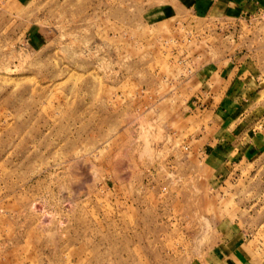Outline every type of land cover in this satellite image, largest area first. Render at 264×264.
<instances>
[{"label": "rangeland", "instance_id": "rangeland-1", "mask_svg": "<svg viewBox=\"0 0 264 264\" xmlns=\"http://www.w3.org/2000/svg\"><path fill=\"white\" fill-rule=\"evenodd\" d=\"M186 3L0 0V264L264 247V1L231 19ZM232 81L249 92L225 125ZM238 127L243 153H215Z\"/></svg>", "mask_w": 264, "mask_h": 264}, {"label": "crops", "instance_id": "crops-1", "mask_svg": "<svg viewBox=\"0 0 264 264\" xmlns=\"http://www.w3.org/2000/svg\"><path fill=\"white\" fill-rule=\"evenodd\" d=\"M192 5L186 3V8L196 7L198 0H191ZM209 6V11L215 10L217 15L225 18H232L236 16L238 18L254 16V12H261L259 6L264 0H206ZM189 4L191 2H188ZM179 4V3H178ZM181 4V3H180ZM257 6V8L255 7ZM168 13H172L175 7L169 6L163 9ZM255 10V11H254ZM217 72V70L215 71ZM211 73V72H210ZM212 76V75H211ZM210 76V77H211ZM226 82V81H225ZM229 88L225 90L224 96L218 102V111H221V117L223 123L228 125L232 120H238L242 113L240 111L239 104L244 102V94L249 92V88L241 84V82H230ZM215 105V104H214ZM233 105V106H231ZM235 106V107H234ZM243 118L240 120L242 121ZM222 137L226 140L220 139L217 145H215V153L233 155L243 153V149L246 146V142L241 139L249 136V143L256 134L251 128H223ZM214 150L209 151V156L214 154ZM239 150L241 152H239ZM250 153V152H249ZM232 159V158H231ZM258 251L255 246H251L250 242H236L234 239L227 244H221L219 252L214 258L215 264H264V247L259 246Z\"/></svg>", "mask_w": 264, "mask_h": 264}]
</instances>
